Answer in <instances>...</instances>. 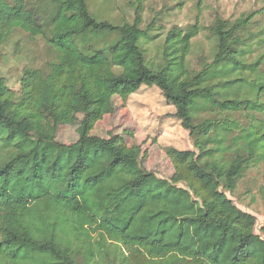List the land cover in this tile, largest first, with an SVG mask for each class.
Returning a JSON list of instances; mask_svg holds the SVG:
<instances>
[{"label": "trees", "instance_id": "obj_1", "mask_svg": "<svg viewBox=\"0 0 264 264\" xmlns=\"http://www.w3.org/2000/svg\"><path fill=\"white\" fill-rule=\"evenodd\" d=\"M29 1L0 0V57L19 30L57 56L46 69L25 67L19 93L0 75V264H264V225L257 233V217L227 195L264 162V118L255 115L264 75L245 76L260 60L246 64L239 51L254 38L242 34L254 15H217L213 59L194 70L199 21L170 30L153 64L143 0L132 22L119 23L89 0H53L45 23ZM87 35L116 40L89 52L72 45ZM143 85L162 90L198 151L164 148L171 180L143 168L142 145L92 134L116 94L127 101ZM63 124L77 125L75 143L58 141Z\"/></svg>", "mask_w": 264, "mask_h": 264}, {"label": "rangeland", "instance_id": "obj_2", "mask_svg": "<svg viewBox=\"0 0 264 264\" xmlns=\"http://www.w3.org/2000/svg\"><path fill=\"white\" fill-rule=\"evenodd\" d=\"M89 1L91 10L100 17L110 18L117 23L132 22L134 19L133 3L137 0ZM51 2L50 10L47 11ZM28 5L39 12L42 21L48 23L53 14V0H30ZM217 15L233 22L242 15H254L242 32L245 36L252 35L254 38L240 45L239 51H245L241 60L246 64L260 60L256 70L244 72L245 76L253 79L258 78V74L264 75V0H143L142 28L156 35L146 45L149 62L157 64L161 61L162 45L170 30L186 29L197 21L202 29L193 39L188 59L194 70H199L202 62H211L216 42L209 27ZM115 40L116 37L110 35H87L72 45L89 52L90 47L105 49ZM56 56L57 52L43 37L33 38L28 33L16 31L1 49L0 75L12 90L19 93L24 68L46 69L49 62L56 60ZM261 99L264 102V93ZM113 102L114 111L104 114L96 122L92 134L105 138L119 135L129 146L142 145L144 154L141 161L145 170L171 180L175 168L164 148L173 146L181 150L197 151L194 139L175 115L176 108L157 86L143 85L127 101L116 94ZM255 115L259 119L264 118L263 111L256 112ZM239 118L245 126L249 125L248 118L242 115ZM57 139L65 144L75 143L78 140L77 125H60ZM178 185L186 187L183 182ZM227 195L239 208L257 217L256 232L260 233L264 225V162L253 164L241 177L235 192H227Z\"/></svg>", "mask_w": 264, "mask_h": 264}]
</instances>
